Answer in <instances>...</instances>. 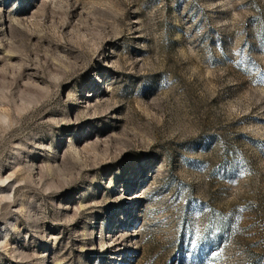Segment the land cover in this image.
<instances>
[{"label": "rangeland", "instance_id": "374dc122", "mask_svg": "<svg viewBox=\"0 0 264 264\" xmlns=\"http://www.w3.org/2000/svg\"><path fill=\"white\" fill-rule=\"evenodd\" d=\"M0 264H264V0H0Z\"/></svg>", "mask_w": 264, "mask_h": 264}, {"label": "snow or ice", "instance_id": "6c2138e0", "mask_svg": "<svg viewBox=\"0 0 264 264\" xmlns=\"http://www.w3.org/2000/svg\"><path fill=\"white\" fill-rule=\"evenodd\" d=\"M240 211H243V209H241Z\"/></svg>", "mask_w": 264, "mask_h": 264}]
</instances>
